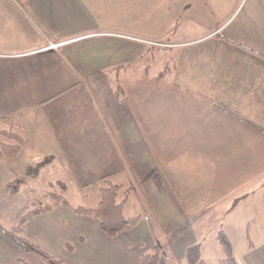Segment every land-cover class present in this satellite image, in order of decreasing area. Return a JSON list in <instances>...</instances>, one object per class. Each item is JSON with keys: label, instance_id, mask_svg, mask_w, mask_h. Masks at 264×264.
<instances>
[{"label": "crops", "instance_id": "0c3cea01", "mask_svg": "<svg viewBox=\"0 0 264 264\" xmlns=\"http://www.w3.org/2000/svg\"><path fill=\"white\" fill-rule=\"evenodd\" d=\"M134 2L0 0V116L25 141L2 158L21 185L48 169L47 187L94 206L121 185L137 217L110 236L66 200L23 235L64 264H140L154 246L157 264H186L192 244L208 264L221 231L240 264H264V0ZM19 259L44 264L0 232V264Z\"/></svg>", "mask_w": 264, "mask_h": 264}, {"label": "trees", "instance_id": "16d2710c", "mask_svg": "<svg viewBox=\"0 0 264 264\" xmlns=\"http://www.w3.org/2000/svg\"><path fill=\"white\" fill-rule=\"evenodd\" d=\"M0 123L8 124L9 128L0 129V135L5 138L13 140V142H6L0 139V158L13 157L17 154L20 146L25 142L13 129L14 124L9 116H0ZM46 159L44 162H47ZM43 162V163H44ZM40 164L34 166H28L25 169V175L35 176L41 167ZM24 175L17 176L12 180H8L4 184L5 190L9 194H14L19 190L21 183L24 180ZM61 189L64 190L65 183L59 182ZM121 185L107 182L104 186H101L98 190V202L93 208H86L77 206L73 210L80 213H89L97 218L99 227L102 231L112 236L116 233L126 230L133 226L137 221V217H124L122 215V205L126 197L124 191V198L121 201H117V195ZM46 197L51 199V202L44 200ZM31 202L32 207L29 208L25 203L23 207L17 212V222L10 229L3 227L0 224V232L4 234L9 240L16 244L21 252H32L39 256L44 264H64L61 259L54 257L47 252L37 243L23 236L24 227L26 221H28L34 215L43 211L49 210L55 203L62 202L67 203L66 199L58 192L47 191L43 193L42 199H33ZM217 241L222 249L223 256L219 260V264H240L236 259L233 246L230 240L224 235L223 232L217 234ZM186 264H206L200 256L199 244L189 245L185 250ZM140 264H157L159 260V250L157 246L153 247V251L149 254H143L139 257ZM21 264H28L23 259H19Z\"/></svg>", "mask_w": 264, "mask_h": 264}, {"label": "rangeland", "instance_id": "374dc122", "mask_svg": "<svg viewBox=\"0 0 264 264\" xmlns=\"http://www.w3.org/2000/svg\"><path fill=\"white\" fill-rule=\"evenodd\" d=\"M129 10L131 11V13H133L132 15H136V12L138 11V3L134 2V0H130ZM146 42L151 43L155 46L170 45V43L167 42H159L152 40H146ZM9 127L10 126L8 124L0 123V129ZM0 139L6 142H13V140L5 138L2 135H0ZM16 160L12 164L7 165L5 162V158L0 159V224L3 227L10 229L12 226H14L17 222L16 216L20 208L23 207L25 203H27L29 208H31L32 205L30 201H32L33 199H42L43 193L49 190L58 192L63 195V197L72 206L94 207L93 195L89 191H83L82 193H79L73 184H69L66 191H62L60 189L59 184H54L52 187H47V177H49L48 180H53L55 177H57L55 174H52L48 169H42L39 177L37 178L29 177L27 181L20 186L18 192L14 194H9L4 189V182L12 180L14 177L22 173L21 168L19 167V164L18 162H16ZM82 194H86L87 196H83ZM44 200L51 202V199L49 197H46ZM214 242L215 241L213 239L210 240L208 243L209 245L205 250V257L207 259L208 264H219V259L223 256L222 249L220 251V258L219 256H217V252L214 249V244L216 243ZM217 248H219V246Z\"/></svg>", "mask_w": 264, "mask_h": 264}]
</instances>
